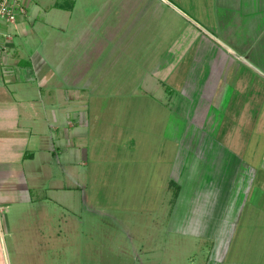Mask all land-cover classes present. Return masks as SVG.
Segmentation results:
<instances>
[{"label":"rangeland","instance_id":"obj_1","mask_svg":"<svg viewBox=\"0 0 264 264\" xmlns=\"http://www.w3.org/2000/svg\"><path fill=\"white\" fill-rule=\"evenodd\" d=\"M169 1L181 12L164 0H90L74 10L67 71L54 79L68 83V112L85 122L71 136L80 176L58 197L62 215L11 210L0 264H220L217 236L237 229L230 210L254 202L256 184L237 177L248 175L242 162L258 169L264 153V134L243 129L249 114L264 116V0ZM208 32L248 64H228L232 80L215 84L214 100L226 86L232 99L223 118L213 104L207 134L194 106L213 83L201 50L226 52ZM243 64L252 96L232 83L230 67Z\"/></svg>","mask_w":264,"mask_h":264},{"label":"crops","instance_id":"obj_2","mask_svg":"<svg viewBox=\"0 0 264 264\" xmlns=\"http://www.w3.org/2000/svg\"><path fill=\"white\" fill-rule=\"evenodd\" d=\"M164 1L181 12L169 0ZM24 3L26 13L18 14L14 22L0 20L1 249L5 246L6 228L12 231L8 217L11 210L22 214L41 211L47 215L52 214L53 209H58L60 210L59 214L62 215V205H60L62 200L58 197L63 199V192H69L74 188L70 186V183L79 179V164L83 165V162H80L79 148L76 147L78 143H74L71 136L75 137L80 134V124H83L84 120H79L77 115L74 118L68 112V103L73 97L69 94L68 83L62 82L60 85L55 82L54 78L56 76L62 78L64 71H67V56L65 58V54L67 55L68 49V32L70 25L76 21L72 14L74 10L78 11V8L84 7V3L87 7L91 2L90 0L88 2H84V0H24ZM208 33L216 43L224 47L226 52L217 46V49L211 50V52L201 50L205 54L206 60L203 65L207 64L210 68V71L205 70L204 75L205 73L210 74L209 79L213 81L211 85L210 82L205 84L202 92L204 100L201 98L194 105L197 108L200 102L196 110V119L202 120L198 126L205 133H207L205 131L207 128L205 129L204 126L210 119V113L213 115L214 112L213 104L221 105L216 106L215 110L216 112L219 110V116L223 118L228 110L227 98L229 97V102L232 99L228 93L230 88L226 86L221 90L223 91L221 95H223L218 100H214L215 84L223 79L228 82L232 80L233 77L230 80L226 75L228 64L238 65V61L248 64L241 58L245 57V54H239L234 48L220 41L215 34ZM204 47L206 49V46ZM196 58L197 52L196 55L192 54L191 62L194 59L195 64ZM194 64L191 66L194 67ZM244 64L230 67L234 68L235 78L232 83L234 81L237 83L236 88L239 92H247L252 96L254 89H252L249 79H246V74H243ZM203 65L201 68L198 67L199 71H203ZM163 66L155 70H162ZM192 72L191 70L189 74L192 75ZM81 77L80 74H77L76 81H79ZM244 79L248 80L247 86L244 85ZM76 84L82 92L85 93L88 90L87 84L84 86ZM65 88L68 90L65 91ZM244 99L249 100L250 97ZM168 100L169 98H166V101ZM252 115L253 113L246 116V118L252 119V122L249 123L251 126L243 128L245 133L250 136L249 138L254 136L255 128L259 129L258 135L264 134V127L260 128L257 125L264 116L261 114L251 117ZM196 119H193L191 123L197 125ZM260 139L264 141L263 138ZM248 142L250 143L251 139ZM259 149L257 147L256 150ZM260 159L257 163L258 169L253 163L250 165L247 162H242V172L248 171V175H237L242 184L249 182L252 185L256 184L257 188L253 193L252 200L254 202L251 206L230 210L233 211L230 214L238 215L237 229L222 232V234L219 232L217 236L219 238L217 261L220 264H264V153ZM48 181L53 185H44L48 184ZM59 194L60 196H58ZM54 204L57 205L55 206L57 208H54ZM64 211L65 215H68L70 211L71 213L75 212L68 210V207ZM64 220L68 221V217ZM230 233H232L231 240L225 243L224 238ZM214 247L211 243L210 250ZM210 250L211 256L213 251ZM220 250H222V254ZM216 251H218L217 247ZM213 260L214 256L211 261Z\"/></svg>","mask_w":264,"mask_h":264},{"label":"built area","instance_id":"obj_3","mask_svg":"<svg viewBox=\"0 0 264 264\" xmlns=\"http://www.w3.org/2000/svg\"><path fill=\"white\" fill-rule=\"evenodd\" d=\"M26 6L24 0H1L0 20L14 22L18 14H25Z\"/></svg>","mask_w":264,"mask_h":264},{"label":"trees","instance_id":"obj_4","mask_svg":"<svg viewBox=\"0 0 264 264\" xmlns=\"http://www.w3.org/2000/svg\"><path fill=\"white\" fill-rule=\"evenodd\" d=\"M173 182V184H175V182L174 181H172ZM176 194H177V192H176Z\"/></svg>","mask_w":264,"mask_h":264}]
</instances>
